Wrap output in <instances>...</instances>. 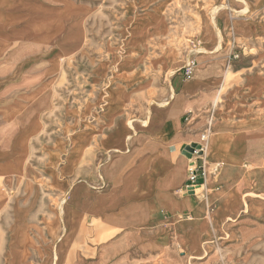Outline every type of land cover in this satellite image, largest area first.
<instances>
[{
  "label": "rangeland",
  "instance_id": "obj_1",
  "mask_svg": "<svg viewBox=\"0 0 264 264\" xmlns=\"http://www.w3.org/2000/svg\"><path fill=\"white\" fill-rule=\"evenodd\" d=\"M14 1L0 12V174L12 173L0 179V264H51L57 244L70 247L60 264H264V148L256 161L247 159L245 148H235L216 126L225 119L264 131V0ZM198 62L199 70L219 67L221 81L210 106L199 111L210 125L207 138L223 136L235 148L232 175L253 174V182L246 178L242 190L235 184L210 204L220 185L204 188L223 168L209 171L214 158L192 143V151L178 155L187 179L189 165L205 172L192 197L203 201L206 220L218 222L199 240V250L175 238L176 220L194 222L179 210L166 246L146 249L153 235L140 232L134 247L102 258L99 249L115 234H102L99 220H78L71 192L77 189L81 203L109 194L102 168L137 132L147 128L160 136L174 127L176 116L159 107L170 97L179 101L172 95L176 78H190L184 70L194 64L192 76ZM117 177L110 180L114 197ZM184 189L176 195L188 196ZM232 195L242 204L226 212L221 202ZM100 207L93 202V210ZM74 227L68 243L66 229Z\"/></svg>",
  "mask_w": 264,
  "mask_h": 264
},
{
  "label": "crops",
  "instance_id": "obj_2",
  "mask_svg": "<svg viewBox=\"0 0 264 264\" xmlns=\"http://www.w3.org/2000/svg\"><path fill=\"white\" fill-rule=\"evenodd\" d=\"M13 2L15 1L0 0V12L1 10H10ZM64 11H69V8L62 9V12ZM59 14L54 15L49 21L52 23L59 17ZM197 66V70L190 78H176V80H179L177 87L174 83L176 88L174 94L180 96L179 101L176 100V97L173 99L170 97L166 105L156 106V108L160 106L159 109H168L172 116H176L174 127L160 136L151 135L146 128L137 132V137L132 143L128 141L125 145L121 144L117 148L120 149L119 152L115 149L117 154L102 168L100 175L101 180L105 179L110 188L109 194L100 193L90 200L85 196L82 200L83 203H81L79 202L81 195L77 194V189L74 188L71 192L69 203L74 202L73 206L78 214V220L84 217L99 220L105 226L101 232L102 234L109 232L115 234V240H106L99 249L102 258L107 253L124 251L129 247H134L141 239L140 232H147L148 236L153 235L152 238L147 239L148 243H143L146 249H151L157 245L159 247L166 246L165 237H167V233H170L171 222L176 219L179 210L186 215L182 219L186 220L189 217L194 219L192 223L180 222L179 220L173 223V226L178 227V231H174V236L183 242L181 244L184 247L197 251L199 250V240L203 241V237L210 234V231L207 233V230L199 229V219L206 220L207 216L206 208L204 209L202 205L203 201L195 202L193 200L192 196H196L197 191L184 189L182 193H186L188 196L180 198L176 195L177 191L180 193L179 189L183 184L185 186L187 181L186 161L178 155V151L182 153L189 144L199 142L201 133H208L210 125L206 120V116H200L199 111L210 106L212 96L221 85V81L217 80L219 67L212 65L207 69L199 70V62ZM216 126L223 131L224 136H228L231 143L245 148L246 151L242 156L252 161L257 160V152H261L264 148V131L256 132L245 123L233 125L225 119L218 120ZM201 130L202 132L199 133ZM112 163L113 165L109 167ZM189 166L191 167V165ZM230 170L231 168L224 172L223 169V174L218 181L212 179L205 186L204 189L215 184L220 185L209 195L212 200L210 204H216L218 199L226 195L228 189L235 184L242 190L247 186L245 184L246 178L252 184L255 175H232L233 173ZM130 172L134 173L131 182L126 185V177ZM114 173L118 175L115 185L116 193L119 196L116 197L112 195V183L110 182ZM8 174H0V179L6 182L7 178L12 175L11 172H8ZM230 176H233L234 180L228 179ZM142 187L146 188V194L136 196L141 192ZM124 188L128 195L123 192ZM93 202L101 204L100 211L92 209ZM157 211H159V216H157ZM166 213L169 216L166 217ZM55 220L57 221L56 229H58V220ZM75 228L66 229L68 243ZM157 231L160 232L158 241L155 237ZM201 243L203 245V242ZM66 252L69 254L67 255ZM66 256H70L68 244H57L50 263L60 264ZM67 261L68 264L73 262L71 260L70 262ZM3 264H16V262L11 259ZM19 264L30 263L21 259Z\"/></svg>",
  "mask_w": 264,
  "mask_h": 264
},
{
  "label": "bare ground",
  "instance_id": "obj_3",
  "mask_svg": "<svg viewBox=\"0 0 264 264\" xmlns=\"http://www.w3.org/2000/svg\"><path fill=\"white\" fill-rule=\"evenodd\" d=\"M229 68V67H228ZM194 73V72H193ZM190 77V76H188ZM172 95H175L174 93H172ZM149 104V103H148ZM212 118V117H211ZM213 119V118H212ZM143 122V121H142ZM167 123V122H166ZM170 124V123H169ZM162 125V124H161ZM168 125V123H167ZM172 125V123H171ZM169 127V126H168ZM167 127V129H168ZM210 130V129H209ZM211 131V130H210ZM161 134V133H160ZM130 137V135H129ZM127 138V137H126ZM235 148L238 147V149L242 148L239 147L238 145H235ZM204 147L206 148L207 154L210 155V158H214V164H211L212 162H209V171L210 169H216V166H222V168L224 169V172L228 171L229 168H232V162L235 160V156L233 155V150L235 149L234 147H230L228 145V141L220 135H210L205 143H204ZM235 151V150H234ZM239 152V151H238ZM206 154V153H205ZM242 157V156H241ZM205 158V157H204ZM264 165V164H262ZM249 166V165H248ZM17 169V168H15ZM231 171V170H230ZM17 173V172H16ZM230 173V172H229ZM234 173V172H233ZM224 177V176H223ZM162 184V183H161ZM68 188V187H67ZM239 192V191H238ZM240 193V192H239ZM243 199V197L241 198ZM65 201V199H64ZM210 202V201H209ZM239 204H242V202H240V200L232 195L230 196L225 202H221L220 206L225 207V211L226 212H235V210L237 209V207L239 206ZM101 205V204H100ZM65 211V209H64ZM223 213V212H222ZM226 218V217H225ZM194 221V220H193ZM62 222V220H61ZM199 223V229H205L207 231L210 230V228L215 227L216 224H218V222L216 221L215 218H213L212 216H209V218L207 220H203L198 222ZM67 227V226H66ZM175 229L178 230V227L175 226ZM70 232V231H69Z\"/></svg>",
  "mask_w": 264,
  "mask_h": 264
},
{
  "label": "built area",
  "instance_id": "obj_4",
  "mask_svg": "<svg viewBox=\"0 0 264 264\" xmlns=\"http://www.w3.org/2000/svg\"><path fill=\"white\" fill-rule=\"evenodd\" d=\"M193 65L194 64H192V66H188L185 68V70H184L185 76L188 77L191 74V70H192ZM206 139H207V132L201 133L200 141L198 143H196L197 147L195 148L194 151H196L198 153L203 152V145H204ZM205 175H206L205 172L198 173V171L196 170L194 165H191V167L189 166V176H188V179H187L186 184H185V189L195 192L196 186L198 184H200V183H198V180L199 179L204 180Z\"/></svg>",
  "mask_w": 264,
  "mask_h": 264
},
{
  "label": "water",
  "instance_id": "obj_5",
  "mask_svg": "<svg viewBox=\"0 0 264 264\" xmlns=\"http://www.w3.org/2000/svg\"><path fill=\"white\" fill-rule=\"evenodd\" d=\"M195 146H196L195 144H192V145L187 146V147H186V151L189 153L190 151H192L193 147H195ZM202 181H203L202 179H199V180H198V183L201 184Z\"/></svg>",
  "mask_w": 264,
  "mask_h": 264
}]
</instances>
